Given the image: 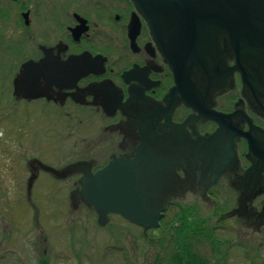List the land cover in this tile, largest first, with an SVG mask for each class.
<instances>
[{
    "label": "flooded vegetation",
    "instance_id": "af4514ba",
    "mask_svg": "<svg viewBox=\"0 0 264 264\" xmlns=\"http://www.w3.org/2000/svg\"><path fill=\"white\" fill-rule=\"evenodd\" d=\"M135 11L127 0H0V70L2 64L10 76L0 83L1 150L40 152L47 167L51 166L48 129L55 121L71 120L73 109L84 110L89 116H79L87 135L80 154L92 174L119 157L134 160L144 144L153 153L142 163L158 165L149 181L162 185L157 200L166 201L163 219L180 216V222L172 226L182 224L185 214L201 216L207 197L214 202L211 208L218 201L226 206L218 208L222 214L216 219L218 228H212L215 234H226L227 225H222L237 219L220 218L232 212L243 215L245 210L264 230V45L250 46L248 53L243 50L238 62L228 36H222L218 55L205 53L216 79L209 83L199 70L191 77L201 100L198 108L187 107L179 94L173 104L167 97L176 85L174 75L147 24L139 18V31L133 26ZM83 55L96 59L97 68L71 81L68 88L45 78V73L55 72L46 63L63 64ZM239 63L243 75L235 69ZM29 64L37 74L32 84L25 75ZM54 110L60 114L56 116ZM199 111L227 116L225 129ZM97 120L103 123L101 128L95 125ZM95 130L103 133L100 143L110 140L117 156L101 163L97 149L88 148L86 142L95 138L89 137ZM24 139H29L26 143L41 140L43 146H23ZM84 175L69 180L76 184ZM38 203L39 211L42 203ZM0 234L5 243L12 241L5 227ZM261 240L260 248L264 236ZM7 251L12 253L5 247ZM37 264L51 262L43 257Z\"/></svg>",
    "mask_w": 264,
    "mask_h": 264
},
{
    "label": "rangeland",
    "instance_id": "374dc122",
    "mask_svg": "<svg viewBox=\"0 0 264 264\" xmlns=\"http://www.w3.org/2000/svg\"><path fill=\"white\" fill-rule=\"evenodd\" d=\"M1 67L0 83H5L10 76L2 64ZM28 107L31 110L33 108ZM54 112L56 116L60 114L57 110ZM80 115L89 116V112L73 109L71 120L66 118L55 121L54 126L48 129L52 144L47 160L53 164L48 166L49 168L66 172L68 168L80 166V152L82 153L81 148L85 142L83 138L87 136ZM36 117L34 116V119ZM95 125L101 128L99 126L103 123L97 120ZM69 134L70 139L66 140ZM92 135L98 139V143L95 138H89L86 144H89L90 149H97L101 163L118 155L116 150L110 147L109 139L103 143L99 142L103 133L99 134L95 130L89 137ZM28 140L21 141L23 146H43L41 140L34 139L26 143ZM15 141L16 139L13 140ZM106 144L109 146H105ZM2 145L3 143H0V228H6L7 238L12 241L5 243L0 234V264H37L43 257L49 258L51 264H152L158 253L165 257L169 250L167 246L174 248L175 242L170 241L169 244L167 233L165 236L158 231L144 233L142 229L129 224L123 218L112 217L105 225H99L91 209H87L72 197L76 191L75 183L67 179L74 177L75 172L69 173L66 181L56 177L53 180L52 174L50 180L45 172L48 167L43 160L44 154H34L30 149L29 152L24 150L25 152L19 153L11 147L8 148L9 152L4 153L5 147L1 150ZM16 145L18 143L12 144ZM204 199L199 217L208 220L210 227L216 225L218 228L216 219L222 214L220 210L226 206L224 202L218 201L216 206L211 208L213 200L207 197ZM38 200L42 203L39 211L36 203ZM248 213L245 210V218L239 215L236 221H227L222 225H227L226 234L216 232L218 239L227 241L222 246V251H228L229 258L232 256V260L225 264H251V257H255L256 264H264V245L259 247L264 230L262 226H251L248 218L252 216ZM213 214L218 216L213 218ZM232 217L235 218V215ZM172 223L169 222L171 225ZM244 244L250 248L249 257L248 253L240 248V245ZM5 247L11 249L12 253H5ZM210 251L211 246L204 245L203 252L210 256ZM214 255L217 258L216 252Z\"/></svg>",
    "mask_w": 264,
    "mask_h": 264
},
{
    "label": "water",
    "instance_id": "95a60500",
    "mask_svg": "<svg viewBox=\"0 0 264 264\" xmlns=\"http://www.w3.org/2000/svg\"><path fill=\"white\" fill-rule=\"evenodd\" d=\"M129 1L133 2L147 22L154 42L174 73L177 86L167 97L173 104L179 94L186 106L198 108L201 100L198 99L197 88L191 77L195 70H199L209 83L216 79L214 67L206 61L205 53L208 51L210 57L211 54L218 55V41L222 36H228L238 62L243 50L248 53L251 48L257 49L264 45V0ZM132 24L136 27L139 23L133 20ZM95 60L83 55L64 64L46 63L47 66H53L55 72L54 75L45 73V78L62 88H68L71 81L74 83L97 68ZM33 66L29 64L25 68L26 79L31 84L37 78ZM235 69L242 71L243 75L240 63ZM199 113L225 129L227 116L214 112ZM230 129L239 136L232 127ZM250 146L253 150V143ZM152 153L142 144L134 160L119 157L94 176L87 174L84 177L80 195L97 212L101 225L105 224L107 214L112 213L121 215L144 230L160 227L165 201H158L157 198L162 185L158 180L149 181V175L155 170L153 167L158 165L151 161L152 168H149L150 163H142L144 159L148 161ZM88 169L86 165L71 167L66 174L86 172Z\"/></svg>",
    "mask_w": 264,
    "mask_h": 264
},
{
    "label": "trees",
    "instance_id": "16d2710c",
    "mask_svg": "<svg viewBox=\"0 0 264 264\" xmlns=\"http://www.w3.org/2000/svg\"><path fill=\"white\" fill-rule=\"evenodd\" d=\"M188 209L193 210L191 207ZM194 214L189 213L188 216L185 214L182 219L183 223L178 226H172L169 222H174L175 224L180 222V216H171L170 219H163L162 226L157 231L160 234L163 233L162 236L167 233V241L169 244L170 241H174L175 245L174 248L167 246L169 250L168 253H165V257L158 253L152 264H225V262L229 263L232 260V256L229 258L228 251L226 253L222 251V246L227 241H222L215 236L213 227H210L208 220ZM166 221L168 222L165 223ZM169 226L172 227L170 228ZM204 245L211 246L210 256L203 252ZM159 246L164 248L161 244ZM245 247V252L248 253L249 248ZM215 252L217 258L214 255ZM214 258H216V261ZM250 262L251 264H256L255 258H251Z\"/></svg>",
    "mask_w": 264,
    "mask_h": 264
}]
</instances>
